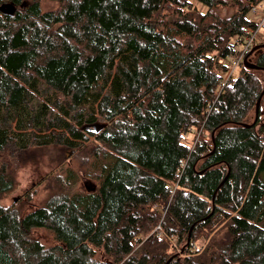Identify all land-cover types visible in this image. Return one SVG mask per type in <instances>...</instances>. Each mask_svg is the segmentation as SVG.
Instances as JSON below:
<instances>
[{"label": "trees", "instance_id": "16d2710c", "mask_svg": "<svg viewBox=\"0 0 264 264\" xmlns=\"http://www.w3.org/2000/svg\"><path fill=\"white\" fill-rule=\"evenodd\" d=\"M262 1L0 0V160L104 148L94 192L63 186L28 212L0 204V264H264V123H247L264 49L250 56L261 70L240 65L220 92ZM9 170L0 163V200Z\"/></svg>", "mask_w": 264, "mask_h": 264}, {"label": "rangeland", "instance_id": "374dc122", "mask_svg": "<svg viewBox=\"0 0 264 264\" xmlns=\"http://www.w3.org/2000/svg\"><path fill=\"white\" fill-rule=\"evenodd\" d=\"M260 4L263 5V10H260L256 14L251 12L247 16L250 22L255 23L254 26L261 21L264 14V0ZM40 5L42 11L57 10L60 8V4L55 2L41 1ZM219 13L221 17L226 15L224 9L220 10ZM255 45H264V25L258 30ZM252 59H250V63L254 64ZM255 75L259 79L261 90L263 91L264 73L256 72ZM258 98L255 99L256 102ZM255 111H252L247 119V123L252 124L255 122V119L257 121ZM259 114V121L264 123V98L259 104L257 117ZM16 126L17 122L14 121L12 123V132L17 136L19 145L28 144V141H25L26 137L24 138L23 136L28 135L31 131L27 130L25 131V135H20L21 133L17 131ZM200 134L201 132L190 134L185 141L186 144L194 148L200 140ZM42 135L49 136V133H37V136ZM73 144H80L84 149L55 145L29 148L20 154L16 152L15 148H7L2 154L0 163L9 166V172L11 173L12 171L16 185L9 194L1 198L0 204L5 208H15L16 211L28 212L36 208L44 207L52 195L68 190L63 186H71L70 192L72 193L86 192L85 184L87 183L96 186L98 180V177L96 178L97 171L93 169L92 164L94 157L95 161L101 160L100 157L104 152V148L98 145L93 139L87 142L74 141ZM62 183L65 185H62ZM222 226L223 224L216 231ZM203 234L205 236L206 233L204 232ZM33 235L46 246L53 244L51 234L47 230L34 231ZM212 235L207 240L205 238L197 239L195 243L196 248L203 250ZM185 250L186 246L178 247L173 256L180 260Z\"/></svg>", "mask_w": 264, "mask_h": 264}, {"label": "built area", "instance_id": "2783aa9c", "mask_svg": "<svg viewBox=\"0 0 264 264\" xmlns=\"http://www.w3.org/2000/svg\"><path fill=\"white\" fill-rule=\"evenodd\" d=\"M260 10H263L262 4L254 5L251 9V12L256 14ZM263 25H264V14H263L261 21L256 26L248 25L244 28V31H243L244 39L241 45L240 54L238 58L229 60V70L225 74L221 82L220 92L228 85L231 75L239 68L240 65L242 66L244 59L249 54L251 49L255 46V39H256L258 30Z\"/></svg>", "mask_w": 264, "mask_h": 264}, {"label": "water", "instance_id": "95a60500", "mask_svg": "<svg viewBox=\"0 0 264 264\" xmlns=\"http://www.w3.org/2000/svg\"><path fill=\"white\" fill-rule=\"evenodd\" d=\"M4 11V10H3ZM264 49V45H256L254 46L251 51L249 52V54L246 56V58L244 59L243 61V64L242 66L248 70H252V71H255V70H261L260 68H258L255 64H251L250 63V56L251 55H255L256 52H259V50H262ZM264 98V90L262 91V93L260 94L257 102H256V111H255V114H256V118H257V110H258V107H259V104L261 102V100ZM255 122H256V119H255ZM254 122V123H255ZM246 127H250V125H245ZM84 130H91L95 133H97V129L94 127V129H91L90 127H84L83 128ZM86 186V191L88 192H94L95 189H96V186L95 185H91V184H85ZM190 235H191V231L189 232V235H188V239H187V244L189 243L190 241ZM170 262V260L166 263L168 264Z\"/></svg>", "mask_w": 264, "mask_h": 264}]
</instances>
